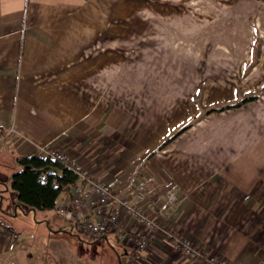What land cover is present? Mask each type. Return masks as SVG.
Here are the masks:
<instances>
[{"label":"crops","instance_id":"1","mask_svg":"<svg viewBox=\"0 0 264 264\" xmlns=\"http://www.w3.org/2000/svg\"><path fill=\"white\" fill-rule=\"evenodd\" d=\"M167 1L146 8L145 0H0V132L13 129L0 151L13 161L64 151L115 194L150 189L146 207L158 227L138 264H202L175 252L169 233L230 264H264V131L258 136L255 116L202 115L216 89L204 87L199 102L196 88L171 85L173 68L164 83L145 71L162 49L146 43L147 27L158 16L175 21ZM163 48L182 79L193 75V57ZM167 188L178 196L172 205L164 203ZM87 210L84 217L97 219ZM120 224L103 239L121 243V228L138 229L125 216ZM13 232L18 238L0 218V264H30L26 248L7 238ZM39 252L36 264H46Z\"/></svg>","mask_w":264,"mask_h":264},{"label":"rangeland","instance_id":"2","mask_svg":"<svg viewBox=\"0 0 264 264\" xmlns=\"http://www.w3.org/2000/svg\"><path fill=\"white\" fill-rule=\"evenodd\" d=\"M167 2L177 10L175 21L158 16L147 27L146 43L162 49L160 62L143 65L145 71L161 73L164 83L163 74L167 75L173 68L172 74L177 79L171 85L176 84L177 89L196 88L199 102L204 87L209 91L216 89L219 98L201 108V114L222 111L221 115L231 122L234 117L255 116L259 136L264 131V0ZM159 6L169 5L166 0H145L146 8ZM163 47L177 50L179 60L193 57L192 69L186 70L188 75H193L182 79L184 69L178 63L164 62L168 54ZM245 95L254 99L236 107L217 109ZM192 122L185 127L192 126L195 123ZM18 168L7 152L0 151V218L19 231L16 245L26 248L25 253L31 256L30 264L40 261L39 251L46 264L126 263L127 254L115 237L92 239L56 210L33 208L19 201L7 181Z\"/></svg>","mask_w":264,"mask_h":264},{"label":"built area","instance_id":"3","mask_svg":"<svg viewBox=\"0 0 264 264\" xmlns=\"http://www.w3.org/2000/svg\"><path fill=\"white\" fill-rule=\"evenodd\" d=\"M12 128L0 132V138L12 132ZM45 156L49 155L60 160L72 168L78 175L76 183L69 188L70 196L67 200L59 199L55 210L77 223V228L85 231L92 239L102 237L109 230H114L121 224L122 216L128 220V225H137L138 229H120L119 240L128 245L127 261L125 264H138L141 251L146 248L155 229L158 227L156 214L146 207V202L151 197V190L133 189L131 194H115L108 181L94 177L81 167L76 160L70 158L64 151L48 148ZM165 205H172L178 199L172 188L164 192ZM163 203V204H164ZM93 207V214L97 219L84 217L87 209ZM7 238L15 240L17 233H8ZM173 250L187 257L190 261H200L202 264H230L225 259L195 248L191 241L179 234H168Z\"/></svg>","mask_w":264,"mask_h":264},{"label":"trees","instance_id":"4","mask_svg":"<svg viewBox=\"0 0 264 264\" xmlns=\"http://www.w3.org/2000/svg\"><path fill=\"white\" fill-rule=\"evenodd\" d=\"M252 97V95H245L239 101L228 103L217 109L223 110L232 106H239L252 100ZM183 128L186 127H182L168 140L179 134ZM14 162L19 168L14 170L10 175V187L15 192L19 201L33 208L55 210L60 196L66 193L70 186L76 183L78 178L77 173L72 168L49 155L18 154L15 156ZM6 226L7 229L11 228V226ZM74 226L77 228L76 222H74Z\"/></svg>","mask_w":264,"mask_h":264}]
</instances>
